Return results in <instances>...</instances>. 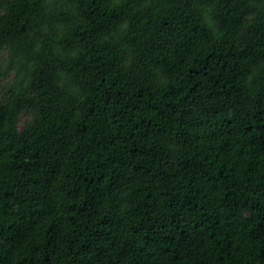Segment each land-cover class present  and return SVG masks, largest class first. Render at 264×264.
Masks as SVG:
<instances>
[{
	"label": "trees",
	"instance_id": "obj_1",
	"mask_svg": "<svg viewBox=\"0 0 264 264\" xmlns=\"http://www.w3.org/2000/svg\"><path fill=\"white\" fill-rule=\"evenodd\" d=\"M5 51L0 264H264V0H0Z\"/></svg>",
	"mask_w": 264,
	"mask_h": 264
},
{
	"label": "rangeland",
	"instance_id": "obj_2",
	"mask_svg": "<svg viewBox=\"0 0 264 264\" xmlns=\"http://www.w3.org/2000/svg\"><path fill=\"white\" fill-rule=\"evenodd\" d=\"M7 58H8V51H5L2 53L1 57H0V65H4L5 67L7 66ZM14 76V73H11L9 76H8V79L9 78H12ZM6 81V80H4ZM3 81V82H4ZM5 83V82H4ZM24 119V118H23Z\"/></svg>",
	"mask_w": 264,
	"mask_h": 264
}]
</instances>
